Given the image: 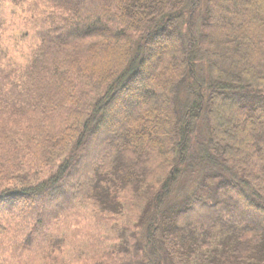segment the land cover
Returning <instances> with one entry per match:
<instances>
[{"label": "trees", "instance_id": "obj_1", "mask_svg": "<svg viewBox=\"0 0 264 264\" xmlns=\"http://www.w3.org/2000/svg\"><path fill=\"white\" fill-rule=\"evenodd\" d=\"M48 2L62 28L26 29L13 83L0 67V217L41 223L71 176L114 214L144 196L143 264H264V0Z\"/></svg>", "mask_w": 264, "mask_h": 264}, {"label": "rangeland", "instance_id": "obj_2", "mask_svg": "<svg viewBox=\"0 0 264 264\" xmlns=\"http://www.w3.org/2000/svg\"><path fill=\"white\" fill-rule=\"evenodd\" d=\"M53 6L48 0H28L19 8L8 4L4 10L0 21V67L12 83L26 67L31 49L37 43L36 37L24 36L26 29H39V25L42 29L55 25L62 28L63 15L58 10L52 11ZM128 99L132 101L133 96L129 94ZM219 107V124L230 133L228 114L221 105ZM131 111L132 104L125 102L122 110L114 113L124 116ZM88 173L90 171L81 177V182ZM165 175L160 159L152 156L148 163V183L158 190V181ZM66 181L75 187L76 196L63 192L64 207L55 212V202L49 200L41 223L26 224L21 217L8 222V214L0 217V264H143L138 238L147 202L144 196L121 190L117 195L123 208L121 213L114 214L96 200L87 201V194L77 187L82 183L73 184L71 176ZM66 181L65 189L69 187ZM126 243L132 250L129 256L120 253L125 249L122 244Z\"/></svg>", "mask_w": 264, "mask_h": 264}]
</instances>
